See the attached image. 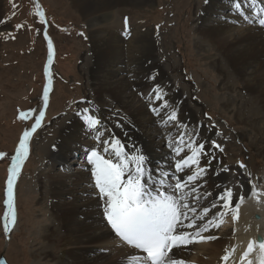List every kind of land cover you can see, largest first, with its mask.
Segmentation results:
<instances>
[{
    "label": "rangeland",
    "instance_id": "1",
    "mask_svg": "<svg viewBox=\"0 0 264 264\" xmlns=\"http://www.w3.org/2000/svg\"><path fill=\"white\" fill-rule=\"evenodd\" d=\"M37 3L45 12L46 24L41 23L35 15ZM205 4V0H151L142 5H120L114 10L117 25L113 29L125 38L130 29H136L141 34L151 32L159 49L157 54L162 63L168 65L171 83L184 93L192 92L196 100L194 105L201 108L200 119L206 126L215 125L212 129L215 133L210 138L223 147L224 164L230 169L243 162L253 181L263 186L264 121H260L262 118L256 120V116L250 117L249 109L244 111L242 105L248 92L240 82L231 77L227 80L230 86L224 84L210 56L215 52L200 50L197 17L202 14L201 9ZM77 9L73 0H0V152L8 154L7 159H0V255L4 254L10 264L56 263L53 257H45L42 251V247L48 244L44 229L46 224L53 223V219L48 187L45 185L42 188L41 182H46L42 173L48 170V154L54 150L53 145L60 136L64 122L77 117L75 113L88 106L80 103L81 100L94 101L108 114L121 111L119 103L109 92H105L102 105L95 98L91 78L96 56L90 25ZM212 18L218 17L214 15ZM19 24L25 26L17 29L15 26ZM49 40L52 43L50 62ZM133 44L137 46L140 42ZM132 49L127 45L124 49V52H128L124 56L127 92L137 91L139 85L144 84L139 83L140 75L145 74L141 65L143 49L141 45ZM169 65L174 66L172 71ZM104 69L107 76L102 79L109 88L114 85V80L108 68ZM49 83L52 90L50 105L42 126L30 138L31 152L18 176L16 226L5 234L3 214L7 168L22 131L34 123L32 119H18V113L28 109H35L38 113L43 108V92L46 87L49 88ZM135 93L140 95L141 91ZM124 97L126 99L127 96ZM225 101H231V105L227 106ZM144 102L149 103L146 99ZM238 110L244 112L242 118H251L250 121L256 120L255 123L248 127L238 122L234 114ZM182 115L179 110V116ZM170 130L168 126H161V132L166 136ZM92 141L94 143V139ZM75 158L82 162L84 152ZM55 170L62 168L57 166ZM57 228L60 229V226ZM55 251L53 253L56 255L60 252L58 248Z\"/></svg>",
    "mask_w": 264,
    "mask_h": 264
},
{
    "label": "bare ground",
    "instance_id": "2",
    "mask_svg": "<svg viewBox=\"0 0 264 264\" xmlns=\"http://www.w3.org/2000/svg\"><path fill=\"white\" fill-rule=\"evenodd\" d=\"M150 1L73 0V3L90 25L93 52L96 56L94 75L91 78L94 83L95 98L102 105L105 92L111 94L112 98L119 103L120 116L127 117L135 125L134 129L125 125L132 140L143 145L155 160L160 159L163 153L167 152L164 147L166 135L161 132L162 124H159L157 118L148 111V103L144 102L145 98L135 93L141 91L146 95L149 91L151 82L145 79L146 76L157 75V83L164 85L169 93L172 92V94L170 93L171 98L182 102L179 109L183 113L180 116L181 120H188L193 125L197 121L203 125L206 124L199 117L201 108L194 105L196 100H194L193 93L190 91L189 94L184 93L178 90V86L171 83L172 77L168 73V65L163 64L164 62L162 63V59L157 54L159 49L150 34L151 32H142L141 34L136 29H130L131 31L129 30V34L125 38L113 29L117 25L114 20V10L117 6L142 5ZM228 4L229 0H208V3L201 9L202 14L197 17L198 45L201 51L215 52V55H210L212 63L219 75L222 76L221 79L225 85H228L229 81L227 80L233 77L236 82H240L244 86L248 92L247 99L245 98L242 105L244 111L249 109L250 117L256 116V120L262 118L260 121H264V27L245 22L240 16H232L227 13ZM214 15L218 18H212ZM224 16H228L227 21L223 19ZM102 32L105 33L102 34ZM136 35L139 37L137 38ZM137 40L143 49L141 65L145 71L144 75H140L139 83L143 82L144 84L139 85L140 88L137 91L127 92L125 83L127 75L124 68L126 52L124 49L126 45L131 50L137 48L139 46ZM135 42L137 46L133 44ZM218 55L221 57L220 59H218ZM105 67L108 68V72L114 80V85L109 88L105 86L107 83L102 79L107 76ZM170 67L172 71L174 66L169 65ZM48 85L49 99L45 112L49 108L52 92L50 83ZM124 95L127 96L126 99ZM225 102L227 106L231 105V101ZM42 107L44 108L43 97ZM99 107L105 118H111L109 126L113 128L116 135L123 138V132L114 127L116 122V118L113 116L114 111L108 114V111L105 113L106 109L102 106ZM234 114L238 122L248 127L256 121L251 122V118H242L244 112L240 110ZM67 120L68 122L65 121L61 128L59 138L56 139L55 149L48 154L49 164H46L48 170L42 173L46 184L41 182V187L44 188L45 185L48 187L47 193L51 197V218L53 219V223L46 224L44 229L48 243L42 247L44 256L53 257L55 264H134L133 257L140 253L122 242L107 225L102 215V202L96 196L97 190L93 186L91 174L84 163L85 157L82 162H78L73 155V151L78 150L77 146H79L80 153L83 152V147H92L94 136L84 134L80 129L78 117L74 116ZM201 131L206 137L209 134V138L215 133L214 130L209 131L208 128H202ZM30 152L29 142L28 156ZM220 158L224 164V155L220 154ZM26 161L27 158L22 168ZM57 166L62 170L56 171ZM238 173H243L244 176L239 177ZM247 173H250L248 169L245 171L238 166H231L228 172H222L219 177H212L210 181L212 184L222 183L232 187L237 198L244 195L245 199L239 210V219L233 222L231 215L225 216L224 223L220 228L203 233L204 235L218 236L219 239L194 242L180 249H173L175 253L173 258L184 261V264H225L222 260L225 249L235 247L236 251L230 256L227 264H241L240 256L246 250L248 242L256 240L258 234L264 236V185L253 181L259 191L257 201L256 196L250 194L246 182ZM241 180L245 183L243 189L239 187ZM17 184L18 177L14 185V205H16ZM209 199L200 201L197 206L198 211L208 206ZM189 200L191 203V198ZM54 224L57 227L60 226V229ZM14 226H16V222ZM233 229H235L234 233ZM57 248L60 251L58 255L53 253ZM259 255L257 248L247 259L252 260L253 264H258ZM244 264H247V261Z\"/></svg>",
    "mask_w": 264,
    "mask_h": 264
},
{
    "label": "snow or ice",
    "instance_id": "3",
    "mask_svg": "<svg viewBox=\"0 0 264 264\" xmlns=\"http://www.w3.org/2000/svg\"><path fill=\"white\" fill-rule=\"evenodd\" d=\"M254 5L257 7L254 8ZM35 7V15L41 23L46 24L42 7L39 3ZM228 12L232 16H240L245 22L264 27V0H229ZM223 19L227 21L228 16ZM125 24L127 26V18ZM24 26L19 24L15 27L20 29ZM48 48L51 60L50 40ZM145 79L151 82L150 89L146 95L139 94L149 101L148 111L157 117L159 124L171 128L164 137L167 152L154 160L143 145L132 140L125 129V125L135 128L130 119L121 117L119 112L113 113L116 118L114 127L121 129L122 138L109 126L111 118H105L94 101L81 100L80 103L88 106L75 113L80 121V129L86 136H94V146L82 149L84 163L97 190L96 196L102 202V215L107 225L122 242L140 253L133 257L134 264H184V261L173 258V249L194 242L219 239L218 236L203 233L220 228L225 216L231 215L233 222L237 221L245 197L240 195L237 198L230 186L210 183L212 177H219L222 172L229 171V166L223 164L220 158L224 151L221 144L204 136L201 131L202 128L211 131L215 125L206 126L199 121L193 125L188 120H181L179 109L182 102L172 100L165 86L157 83V75H148ZM48 99L46 87L43 92L44 108L38 113L35 109L20 110L18 113V119H32L34 123L22 131L7 168L3 214L5 234L11 231L16 222L14 185L28 157L30 138L42 126ZM77 148L73 155L78 158L79 146ZM7 158V153L0 152V159ZM238 167L245 169L246 165L239 162ZM238 176L243 177L244 174L238 173ZM246 182L250 194L256 196L258 201L259 191L251 173H247ZM239 187H245L243 180ZM209 198L208 206L198 211L200 201ZM257 248L260 253L258 264H264V237L248 242L240 256L241 264L245 261L253 264L247 258ZM235 251V247L225 249L222 257L225 264ZM0 264L6 262L0 260Z\"/></svg>",
    "mask_w": 264,
    "mask_h": 264
},
{
    "label": "water",
    "instance_id": "4",
    "mask_svg": "<svg viewBox=\"0 0 264 264\" xmlns=\"http://www.w3.org/2000/svg\"><path fill=\"white\" fill-rule=\"evenodd\" d=\"M261 237H264V236H263L262 234H258V235L256 236V240L259 239V238H261ZM0 260L5 261L6 264H10V263L7 261L6 257L4 256V254H1V255H0Z\"/></svg>",
    "mask_w": 264,
    "mask_h": 264
}]
</instances>
